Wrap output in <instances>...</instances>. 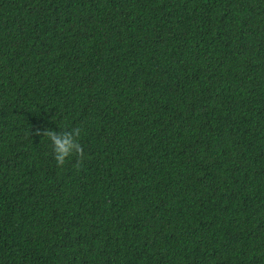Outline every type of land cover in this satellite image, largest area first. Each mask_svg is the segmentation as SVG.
Masks as SVG:
<instances>
[{"label": "trees", "instance_id": "1", "mask_svg": "<svg viewBox=\"0 0 264 264\" xmlns=\"http://www.w3.org/2000/svg\"><path fill=\"white\" fill-rule=\"evenodd\" d=\"M263 113L264 0H0V264H264Z\"/></svg>", "mask_w": 264, "mask_h": 264}, {"label": "clouds", "instance_id": "2", "mask_svg": "<svg viewBox=\"0 0 264 264\" xmlns=\"http://www.w3.org/2000/svg\"><path fill=\"white\" fill-rule=\"evenodd\" d=\"M44 134L51 141L58 164L63 165L74 153L83 154V147L78 139L81 135L79 128L60 131L47 129Z\"/></svg>", "mask_w": 264, "mask_h": 264}, {"label": "bare ground", "instance_id": "3", "mask_svg": "<svg viewBox=\"0 0 264 264\" xmlns=\"http://www.w3.org/2000/svg\"><path fill=\"white\" fill-rule=\"evenodd\" d=\"M81 2V1H80ZM80 4V3H79ZM78 6V5H77ZM76 6V7H77ZM216 74V73H215ZM205 75V74H204ZM222 80V79H221ZM254 92V91H253ZM252 97V96H251ZM249 98V97H248ZM182 99V98H181ZM250 99V98H249ZM182 101V100H181ZM254 102V101H253ZM154 105V104H153ZM233 105V104H232ZM253 105V104H252ZM256 105V104H255ZM158 107V106H157ZM259 107V106H258ZM156 110H157V108H156ZM264 114V113H263ZM262 120V119H261ZM163 133V132H162ZM164 135H165V133H164Z\"/></svg>", "mask_w": 264, "mask_h": 264}]
</instances>
